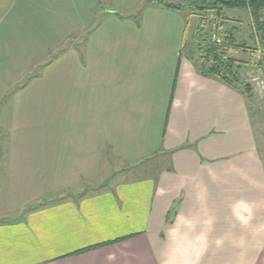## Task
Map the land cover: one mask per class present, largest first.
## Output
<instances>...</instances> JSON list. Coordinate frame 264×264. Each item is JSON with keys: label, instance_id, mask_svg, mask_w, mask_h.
I'll return each instance as SVG.
<instances>
[{"label": "crops", "instance_id": "obj_1", "mask_svg": "<svg viewBox=\"0 0 264 264\" xmlns=\"http://www.w3.org/2000/svg\"><path fill=\"white\" fill-rule=\"evenodd\" d=\"M4 1L0 181L24 186L28 197L19 219H0V264H264V160L247 96L184 58L187 28L172 50L132 43L141 33L131 19L142 30L167 19L177 25L189 1ZM229 12L235 29L254 27L249 11ZM34 24L58 27L34 36ZM95 25L122 28L93 30L75 61L72 72L92 65L81 107L59 108V130L45 117L33 132L24 124L28 105L55 77L53 66L46 79L34 78L35 59L49 56L60 36H88ZM152 34L144 36H159ZM158 54L166 59L155 61ZM35 152L39 166L30 161ZM157 156L168 164L156 176L110 173L116 163L136 167Z\"/></svg>", "mask_w": 264, "mask_h": 264}, {"label": "rangeland", "instance_id": "obj_2", "mask_svg": "<svg viewBox=\"0 0 264 264\" xmlns=\"http://www.w3.org/2000/svg\"><path fill=\"white\" fill-rule=\"evenodd\" d=\"M9 1L11 0H5L4 2H2V5H8ZM183 14V18L179 16L177 25L174 24V21H172L171 19H167L165 22H163L162 26L157 25L156 30L153 28H151L152 30L146 28L142 30V27H139L141 25V20L131 19L133 24H130L129 28H131V26H134L141 33V39H133L132 43H134L135 47L140 48L142 51L161 52L172 50L173 47H171V45L175 44V42H178L180 47L184 39V36H182L183 32L187 28L182 55L184 56V58L190 59V61H192L197 67V64L199 63L198 60L201 58L202 36H211V38L213 39V34L216 33V37H219L223 41L226 35L232 34L233 36H235L234 34L236 33L237 36L235 37L237 38L235 39L237 43L239 45L245 44L248 50L238 51L235 49H229L228 53L226 54L227 56L225 57L235 58L238 62L242 63V70L240 71V76L243 80L242 83L248 82L253 88V97H247L248 105L252 115V122L257 132L259 152L264 160V50L261 46L262 37L259 36L260 34L258 36H251L250 34L252 33L254 35H257L258 33L256 32L254 27H252L251 29L249 26L244 24L243 26H238L235 29V27H233V25L231 24L232 22H234L233 19H235V13L229 12L228 16L225 15L228 19V22H226L224 25L220 23L219 19L214 13L198 12L190 5L185 6V8L183 9ZM250 16L252 17L251 14ZM230 17H232L233 19L230 20ZM47 27H50L48 31H52L53 29L55 30L58 26L54 28L55 26L44 25L42 26L43 29H41V24H34V36H41L44 29ZM90 27L92 29L91 33L88 36H60L56 42L59 43V46L54 49L52 48L53 50L49 52V56H46L43 60L35 59L37 61L33 63V68L31 71V74L34 78L39 76L42 79H46L50 73H54L55 77L52 81H49L50 84L46 86L45 89H43L44 93L40 94L39 97L35 96L33 102L28 105V111H26L25 114L27 115L28 120L24 122V124L28 123L30 125V129L34 128L32 130L33 132L42 130L43 125L44 128L46 127L45 117H49L48 125L51 131L56 127L59 130L61 128L62 122L57 120L58 110L61 109V113L63 111L67 112L68 104L72 105V108L81 107L80 104L82 99L80 96L85 91H87L84 85L87 86L91 81L89 79L85 80L84 78L90 75V69L88 67H92V65L91 62H81L82 70L77 69L75 72H72V67L75 61H79L80 63V54L85 52L87 39H90V37L93 36L92 31L95 29L99 31L100 28L102 32L107 31L112 27H117L119 28L118 30L122 28L121 26L110 25H99L97 28L96 25ZM147 27L150 28L149 26ZM169 27L171 29L170 31ZM218 31L220 33V36H217ZM152 33L159 34V36H144L146 34ZM55 37L57 38V36ZM80 38H85V40H81ZM97 44H99V42H97ZM95 51L98 50L95 49ZM158 56L159 54L157 55L155 61L166 59V57L159 58ZM83 58L85 57L83 56ZM110 60L113 63L116 62L115 59ZM42 64L43 66L41 67ZM75 64L78 65V63ZM155 64L157 65L158 63ZM53 66H55L54 70H52ZM49 70L52 71L48 73ZM32 76L30 78H32ZM27 82L30 83L29 79L28 81H25L24 79V81L19 82V91L26 85ZM77 88H80L79 91L77 90ZM16 90L17 88H15V91ZM70 99L73 100L70 101ZM75 99L78 100L77 105L73 104V101H75ZM61 113L59 117H61ZM2 139L4 143L5 139ZM34 140H36V138ZM31 157L32 158L30 161H32L34 165L37 164L39 166L42 164L41 152H35L31 155ZM167 161L168 160L166 157L163 158L157 156L145 161L144 163L136 167H122L116 163L115 167H118V169H115V172L110 173L112 175V173L118 172L117 175L119 176L126 173L125 175L131 177L156 176L160 172V170L164 169L166 164H168ZM121 170L123 171L120 173ZM40 172H42V170H39V174H41ZM30 175H32L31 172H29V176ZM27 178L28 177H25L23 180H27ZM3 181L4 178L0 181V206L1 212L4 214L0 216V219L6 221L19 219L22 216V213L21 210H17L16 208L18 205L23 203V201L26 199V196L28 197V194L24 193V186H21L17 183L11 185H3ZM46 199L47 196L44 197V200ZM5 210L6 213L4 212Z\"/></svg>", "mask_w": 264, "mask_h": 264}, {"label": "trees", "instance_id": "obj_3", "mask_svg": "<svg viewBox=\"0 0 264 264\" xmlns=\"http://www.w3.org/2000/svg\"><path fill=\"white\" fill-rule=\"evenodd\" d=\"M198 12L214 13L221 24L228 22L226 11L247 10L252 15L253 25L261 36V46L264 50V0H188ZM230 21V20H229ZM184 47V46H183ZM184 49V48H183ZM229 49L238 51L248 50L245 44H238L235 36L226 35L221 44H214L211 36H202L201 58L198 60L197 70L204 76L220 80L236 89H241L247 97H253V88L248 83H242L240 71L242 63L235 58L225 57ZM193 56V55H192ZM108 244L93 247L82 252L90 251Z\"/></svg>", "mask_w": 264, "mask_h": 264}, {"label": "built area", "instance_id": "obj_4", "mask_svg": "<svg viewBox=\"0 0 264 264\" xmlns=\"http://www.w3.org/2000/svg\"><path fill=\"white\" fill-rule=\"evenodd\" d=\"M213 35H214V37H213V42H214V43H217V44H221V43H222V40H221L219 37H216V33H214ZM217 36H220L219 31H218V33H217Z\"/></svg>", "mask_w": 264, "mask_h": 264}]
</instances>
